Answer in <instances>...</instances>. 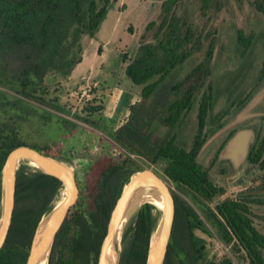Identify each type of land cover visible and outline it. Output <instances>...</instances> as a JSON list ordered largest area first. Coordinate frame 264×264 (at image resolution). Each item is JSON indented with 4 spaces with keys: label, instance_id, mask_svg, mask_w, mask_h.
<instances>
[{
    "label": "trees",
    "instance_id": "16d2710c",
    "mask_svg": "<svg viewBox=\"0 0 264 264\" xmlns=\"http://www.w3.org/2000/svg\"><path fill=\"white\" fill-rule=\"evenodd\" d=\"M117 1L0 0V86L4 89L0 90V176L7 155L20 145L51 155L24 141L16 122L19 104L8 100L4 91L70 113L59 104L58 96H50L46 75L50 70L63 77L72 74L83 61L84 38L96 36ZM201 1L205 13L214 0ZM249 3L264 14V0ZM177 6L178 0H165L154 40L142 38L134 56L121 55L126 77L134 84H143L141 100L129 106L128 115L116 128L104 126L117 148L109 160L100 163L96 180L79 181L76 170L80 196L57 234L49 264H98L115 203L131 175L145 168L156 170L176 187L172 189L176 215L165 264H264V228L256 221L260 214L255 209L264 206V175L256 186L211 206L227 189L212 179L210 166L198 161L208 139L254 98L264 81V58L258 77L249 87L242 83L243 72L233 84L223 85L225 76L216 74L214 42L203 59L186 71L201 38L187 21L181 20ZM258 40L243 28L237 29L236 41L243 58L237 71L244 68L246 54L255 49ZM148 100L156 108L155 115L149 118L152 123L145 125L134 113ZM196 104L198 127L193 145L187 149L178 144V136L171 130L182 124ZM104 109L103 100L95 98L83 108L84 116L75 115L97 128L102 119L95 116ZM154 123L167 128L168 134L164 135V131L155 135ZM245 127L254 132L246 157L247 172H264V116L261 124ZM238 130L234 128L226 136L216 157ZM53 156L67 160L62 155ZM61 189L62 182L57 177L27 161L19 165L16 207L9 235L0 250V264H26L36 227L62 197ZM161 213L153 202L140 207L123 233L121 264H146L151 234ZM198 231L229 245L230 253H211L212 242Z\"/></svg>",
    "mask_w": 264,
    "mask_h": 264
},
{
    "label": "rangeland",
    "instance_id": "374dc122",
    "mask_svg": "<svg viewBox=\"0 0 264 264\" xmlns=\"http://www.w3.org/2000/svg\"><path fill=\"white\" fill-rule=\"evenodd\" d=\"M165 0H119L114 3L104 20L101 29L93 38H84L83 61L79 63L69 77L50 70L46 82L50 84V96H58L59 104L70 113L44 106L10 91H4L8 100L16 102V122L24 141L46 149L49 154L62 155L77 170L79 181L94 182L100 170V163L109 160L116 152L117 145L103 129L116 128L120 120L129 113V106L141 100L143 84H134L126 77L122 53L130 57L138 51L142 38L153 41V35L163 16ZM201 0H178L176 13L182 21H187L200 36L199 50L194 51L189 60L190 69L204 57L211 42L215 43L216 74L225 76L223 85L233 84L240 72L245 74L242 83L250 86L258 77V71L264 58V14L250 5L249 0H214L212 6L203 13ZM154 25L148 27L149 24ZM243 28L247 34L259 37L254 50L248 51L244 68L241 66L242 48L238 46L237 29ZM244 86V88H245ZM247 87V89H248ZM0 90L4 89L0 86ZM95 98L102 99L105 109L95 118H101L102 124L96 125L77 117L84 116L83 108ZM155 104L150 100L142 102L134 116L145 125L152 123ZM264 116V81L251 102L236 115L218 133L208 139L198 156V161L210 166L211 177L227 192L210 205L227 196H235L246 187L256 186L263 177V171L247 172V153L254 132L250 127L261 124ZM197 104L190 111L180 126L171 132L178 136L179 145L190 149L198 127ZM4 122V120H2ZM154 123L155 135L168 134L167 128ZM239 129L223 150L217 153L226 136L234 129ZM45 151V150H44ZM46 152V151H45ZM55 157V156H54ZM93 161L90 168L87 167ZM81 165V166H80ZM82 167V168H81ZM85 170H84V169ZM160 172L161 170L157 168ZM172 189H176L174 184ZM143 200L133 204L124 223V229L134 220L135 211ZM260 214L256 221L264 228V206L255 207ZM198 234L212 242L211 253L229 252L217 238L198 231ZM230 253V252H229Z\"/></svg>",
    "mask_w": 264,
    "mask_h": 264
},
{
    "label": "water",
    "instance_id": "95a60500",
    "mask_svg": "<svg viewBox=\"0 0 264 264\" xmlns=\"http://www.w3.org/2000/svg\"><path fill=\"white\" fill-rule=\"evenodd\" d=\"M27 161L44 173L62 182V197L39 221L31 242L26 264H49L52 248L69 210L80 196L74 166L68 161L47 155L30 145H20L7 155L0 176V250L10 232L16 207L17 175L19 165ZM148 193L147 198L138 199ZM143 200L135 211L146 202L158 204L161 218L151 234L146 264H165L173 232L176 202L170 182L152 168L134 172L124 185L111 212L107 232L102 241L98 264H121L122 237L126 214L137 201Z\"/></svg>",
    "mask_w": 264,
    "mask_h": 264
},
{
    "label": "bare ground",
    "instance_id": "6f19581e",
    "mask_svg": "<svg viewBox=\"0 0 264 264\" xmlns=\"http://www.w3.org/2000/svg\"><path fill=\"white\" fill-rule=\"evenodd\" d=\"M184 68H185V67H184ZM147 196H148V193H144V194H142L140 197H138V199L147 198ZM130 212H131V211L129 210L128 214H129ZM128 214H126L124 220H122L123 222H121V223H125V220L127 219Z\"/></svg>",
    "mask_w": 264,
    "mask_h": 264
},
{
    "label": "built area",
    "instance_id": "2783aa9c",
    "mask_svg": "<svg viewBox=\"0 0 264 264\" xmlns=\"http://www.w3.org/2000/svg\"><path fill=\"white\" fill-rule=\"evenodd\" d=\"M218 242H220L222 245H225L226 249L230 252V247H229V245H227V244L221 242L220 240H218ZM229 252H228V253H229Z\"/></svg>",
    "mask_w": 264,
    "mask_h": 264
}]
</instances>
